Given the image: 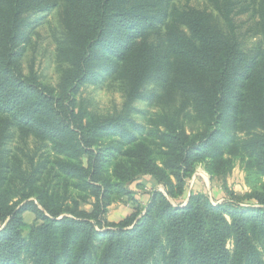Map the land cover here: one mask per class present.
<instances>
[{"label":"trees","instance_id":"1","mask_svg":"<svg viewBox=\"0 0 264 264\" xmlns=\"http://www.w3.org/2000/svg\"><path fill=\"white\" fill-rule=\"evenodd\" d=\"M59 1L0 0V264H264V47L246 50L237 24L252 13L264 37V0H207L217 15L178 0H64L67 67L54 89L22 59L33 17ZM111 77L125 101L101 118L78 96ZM138 101L163 107L153 144L139 138ZM188 109L196 132L180 120ZM13 129L51 144L55 178L44 162L23 168L7 146ZM226 154L243 155L248 192L178 201L199 164L226 177ZM140 175L164 191L108 222L111 204L135 200L127 185Z\"/></svg>","mask_w":264,"mask_h":264},{"label":"rangeland","instance_id":"2","mask_svg":"<svg viewBox=\"0 0 264 264\" xmlns=\"http://www.w3.org/2000/svg\"><path fill=\"white\" fill-rule=\"evenodd\" d=\"M63 2L64 0H60L52 11L38 13L33 17L35 24L31 41L22 59L25 74L36 73L41 82L54 89H58L62 72L67 67L59 54V46L65 38ZM177 4L181 7L193 6L207 9L217 15L207 0H178ZM237 24L246 50L250 51L258 47H264V37L257 32V18L252 13L238 16ZM125 92V83L118 77H111L97 85L88 84L83 86L78 101L83 103L90 113L101 118L109 117L122 110ZM135 106L141 109L142 112L134 115V118L145 127L139 138L150 144L155 143V141H158L155 138L156 133L158 130L163 129L162 126H157L160 122V116L164 113L162 105L158 101H138ZM180 120L190 133L201 129V124L195 120L191 109H188L186 114H182ZM13 130L15 134L13 139L8 141L7 146L11 153L22 159L23 168L31 171L34 166L44 162L47 169L52 171L51 177H53L57 171L56 168L52 170L57 161V155L52 150L51 144L41 141L33 135L25 136L16 129ZM240 137L241 139L248 138V135L244 132L240 134ZM226 158H231L233 161V168L226 177L215 176L211 178L206 164L201 163L197 166L194 175L188 180L185 194L178 201L185 204L190 193H204L216 204L229 199L230 196L225 188L240 197L248 192L249 187L245 180L246 171L243 155L231 156L226 154ZM55 182L56 180H53V183ZM127 187L133 191L135 200L132 201L125 197L111 204L105 213V219L108 222L120 221L136 208L144 209L154 190L164 191V188L157 184L154 178L144 175H140L137 180L127 185ZM94 202V198H89L86 202L80 201L79 206L81 209L91 211ZM174 203H177V200ZM24 216L28 224H32L36 220L35 215L31 212L25 213ZM229 246L231 247V244Z\"/></svg>","mask_w":264,"mask_h":264}]
</instances>
